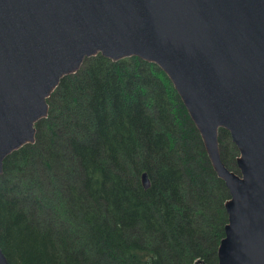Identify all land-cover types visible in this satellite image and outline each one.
Instances as JSON below:
<instances>
[{
	"label": "trees",
	"instance_id": "16d2710c",
	"mask_svg": "<svg viewBox=\"0 0 264 264\" xmlns=\"http://www.w3.org/2000/svg\"><path fill=\"white\" fill-rule=\"evenodd\" d=\"M48 104L35 144L9 156L0 177L10 264L218 263L229 193L164 72L100 55ZM219 142L239 174L230 135Z\"/></svg>",
	"mask_w": 264,
	"mask_h": 264
},
{
	"label": "water",
	"instance_id": "95a60500",
	"mask_svg": "<svg viewBox=\"0 0 264 264\" xmlns=\"http://www.w3.org/2000/svg\"><path fill=\"white\" fill-rule=\"evenodd\" d=\"M100 55L165 73L230 195L217 264H264V0H0V177L35 144L62 80ZM221 130L239 174L222 162Z\"/></svg>",
	"mask_w": 264,
	"mask_h": 264
},
{
	"label": "rangeland",
	"instance_id": "374dc122",
	"mask_svg": "<svg viewBox=\"0 0 264 264\" xmlns=\"http://www.w3.org/2000/svg\"><path fill=\"white\" fill-rule=\"evenodd\" d=\"M65 164L67 165V163H65ZM237 167H238V165H237ZM58 168L64 173V170L61 169V167L58 166ZM60 173H61V172H60ZM234 173H235V172H234ZM239 173H240V172H239ZM45 182H46V181H45ZM38 189H39V188H38ZM229 196H230V195H229ZM226 213H227V212H226ZM224 238H225V237H224ZM224 238H223V239H224ZM223 239H222V240H223ZM220 244H221V243H220ZM219 246H220V245H219ZM218 248H219V247H218ZM199 262H201V261H199Z\"/></svg>",
	"mask_w": 264,
	"mask_h": 264
},
{
	"label": "bare ground",
	"instance_id": "6f19581e",
	"mask_svg": "<svg viewBox=\"0 0 264 264\" xmlns=\"http://www.w3.org/2000/svg\"><path fill=\"white\" fill-rule=\"evenodd\" d=\"M151 182V181H150Z\"/></svg>",
	"mask_w": 264,
	"mask_h": 264
}]
</instances>
